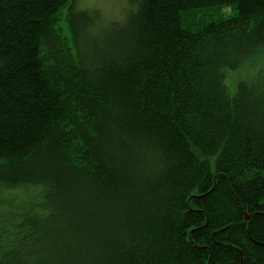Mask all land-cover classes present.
I'll return each instance as SVG.
<instances>
[{
	"label": "trees",
	"instance_id": "obj_1",
	"mask_svg": "<svg viewBox=\"0 0 264 264\" xmlns=\"http://www.w3.org/2000/svg\"><path fill=\"white\" fill-rule=\"evenodd\" d=\"M73 2L0 0V264H264V0Z\"/></svg>",
	"mask_w": 264,
	"mask_h": 264
},
{
	"label": "rangeland",
	"instance_id": "obj_2",
	"mask_svg": "<svg viewBox=\"0 0 264 264\" xmlns=\"http://www.w3.org/2000/svg\"><path fill=\"white\" fill-rule=\"evenodd\" d=\"M72 6L76 9L90 11L98 16L95 19V24H107L112 21H122L128 11L132 8V0H74ZM219 7L199 9L203 17L197 22H204L208 19H213L212 13L218 11ZM66 11V9L62 10ZM224 13L230 14L229 7L224 8ZM63 22L62 28L65 27V16L63 13L59 15ZM59 21V23H62ZM263 65L257 67H244L236 70H229L226 72V83L228 91L233 94L236 91L238 81L247 79L254 75ZM259 68V69H258ZM39 189L35 186L19 183L12 186H7L0 191V219L4 218L6 213L12 212L13 209L18 208L21 203L28 200V197L36 196Z\"/></svg>",
	"mask_w": 264,
	"mask_h": 264
},
{
	"label": "water",
	"instance_id": "obj_3",
	"mask_svg": "<svg viewBox=\"0 0 264 264\" xmlns=\"http://www.w3.org/2000/svg\"><path fill=\"white\" fill-rule=\"evenodd\" d=\"M248 217L247 216H245V220L247 219Z\"/></svg>",
	"mask_w": 264,
	"mask_h": 264
}]
</instances>
